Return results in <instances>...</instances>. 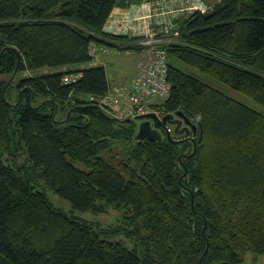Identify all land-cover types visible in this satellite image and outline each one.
<instances>
[{
	"label": "trees",
	"instance_id": "1",
	"mask_svg": "<svg viewBox=\"0 0 264 264\" xmlns=\"http://www.w3.org/2000/svg\"><path fill=\"white\" fill-rule=\"evenodd\" d=\"M122 1L0 0V264H240L244 253L264 256V114L177 63L264 106V0H218L166 24L178 32L159 44L171 88L154 107L196 128L184 139L164 123L177 143L167 132L135 140L138 120L114 118L101 102L110 89L89 48L141 50L103 31ZM43 68L65 71L21 78L10 104L13 78ZM45 189L81 212L124 208L147 232L141 248L105 239L111 232L55 207Z\"/></svg>",
	"mask_w": 264,
	"mask_h": 264
},
{
	"label": "rangeland",
	"instance_id": "2",
	"mask_svg": "<svg viewBox=\"0 0 264 264\" xmlns=\"http://www.w3.org/2000/svg\"><path fill=\"white\" fill-rule=\"evenodd\" d=\"M216 1L218 0H206L205 4H202V3L198 4V2H196V4L194 3L193 7L196 9L199 6L201 7V9L208 10L209 7L212 6ZM147 6H150V5H145L144 11L152 7L151 6L148 8ZM144 29L148 30L147 27ZM143 35H145L144 32H143ZM138 37H141V36H138ZM138 37H136L135 40L132 42L137 41L136 39ZM164 40L165 39L161 38L160 42ZM99 54H103V52L98 53V55ZM102 56H103V61H105V64L107 65L108 77L110 80L112 79L114 80L115 82L113 83L114 85L119 84L121 79L128 78L130 73H132L134 70L136 71L137 70L136 64H138V62H140L142 59L141 56H139L138 53L136 52L132 54H127V53L109 54L108 53V54H103ZM177 63L180 66V68L183 69L186 73L206 82L207 84L213 86L214 88L220 91L229 92L231 94V95L229 94L230 97H233L234 99L242 102L244 105L248 106L249 108L257 112L264 114V106L260 105L259 103L243 96L241 93L237 91L226 88L224 84L221 83L220 81H217L192 67H189L179 62ZM61 70H62L61 68H43V69H40L34 72L36 74H31L30 72H26L23 74L18 73L13 78L12 83L10 84V86L8 87L6 91V98L8 102L10 104H14L15 101L17 100L18 92L16 89V84L21 78L31 77V76L38 75V74H53V73L60 72ZM76 75L77 74H74L73 76L76 77ZM1 79H7V77H1ZM37 102H39V98H36V103L34 102L32 104L36 105ZM157 131L159 132V134L162 135V137L166 136V132L164 130H161L160 128H158ZM45 193L49 201L55 207L63 210L67 214L72 215L81 221L91 222V223L98 225V227H100L101 229L108 230V232H111V233L105 234L104 236L105 239L120 243L121 245H123L129 250H133L134 248H137V249L141 248L140 238H144L145 236H147V232H145V230L141 227L140 222H131V220L127 218V216L129 215H125V214L123 215V213L125 212L124 208L119 209V210L110 209L108 212L99 213V214L98 213L95 214L90 211L81 212V211L73 209V207L69 204V202L55 195L52 191L45 189ZM137 237H139V239ZM240 264H264V256L247 252V253L242 254Z\"/></svg>",
	"mask_w": 264,
	"mask_h": 264
},
{
	"label": "built area",
	"instance_id": "3",
	"mask_svg": "<svg viewBox=\"0 0 264 264\" xmlns=\"http://www.w3.org/2000/svg\"><path fill=\"white\" fill-rule=\"evenodd\" d=\"M193 9L195 8L193 7ZM197 9L201 12L205 11L199 6ZM169 32L172 33V36L168 37ZM144 34L142 33L141 37H138L137 41L133 42V45L147 50L150 55L147 59L138 62L137 75L131 86L128 89L113 88L102 101L103 105L108 108V113L114 118H136L149 112H154L160 118L162 115L157 110L152 109V103L155 100H165L170 94L171 86L167 81L168 65L166 54L159 47V44L172 42L178 37V32L171 30V27L165 25L159 33L150 31L148 28V30L145 29ZM161 38L165 40L160 42ZM99 50L103 53L108 52V49L103 47H99ZM75 79V76L70 75L65 76L63 81L66 84H70Z\"/></svg>",
	"mask_w": 264,
	"mask_h": 264
},
{
	"label": "crops",
	"instance_id": "4",
	"mask_svg": "<svg viewBox=\"0 0 264 264\" xmlns=\"http://www.w3.org/2000/svg\"><path fill=\"white\" fill-rule=\"evenodd\" d=\"M196 2H198V4H205L206 0H123L121 2V5L117 6L114 9L113 14L106 21L103 31L104 33L114 36H126L128 38V42H124V45L133 46L132 41L134 40L131 39H135L136 37L141 36L145 31L144 28L148 27L150 30L158 33L163 25L172 24L176 17L193 11V5L194 3L196 4ZM145 5H150L147 6L148 8L151 6L152 7L146 10V12L144 11ZM135 52L138 53V55L141 56L142 59L148 57L147 50H127L123 52L113 50L109 54H132ZM102 55L103 54L98 55L96 65L102 66L104 68L109 89H128L131 86L132 81L136 77L138 70H134L132 73H130L128 78H123L120 80L119 84L114 85V80H110L108 77L107 65L105 64V61H103ZM91 64L92 63L90 62V65ZM90 65L87 64L76 66L74 68L71 67L70 70H79L83 67H89ZM64 69L65 68H62V71Z\"/></svg>",
	"mask_w": 264,
	"mask_h": 264
},
{
	"label": "water",
	"instance_id": "5",
	"mask_svg": "<svg viewBox=\"0 0 264 264\" xmlns=\"http://www.w3.org/2000/svg\"><path fill=\"white\" fill-rule=\"evenodd\" d=\"M178 119L172 121L173 115H166L163 116L161 120L158 119V117L154 113H149L144 116H139L137 119H145L141 121L138 124L137 131L135 133L134 139L137 141H145V140H160L161 136L159 132L156 130L158 128H161L162 125L166 122H170L171 124H176V127L174 129L175 134H182L185 133L186 135L192 132L193 134L196 133V128L194 125L190 123V121L184 117L180 112H176L174 114ZM152 120V123H151ZM125 122L130 123V120H125ZM184 124L183 128L179 130V127L181 124ZM153 125V127H152ZM167 139L177 143L180 140H172L170 135H167ZM195 150V148H194Z\"/></svg>",
	"mask_w": 264,
	"mask_h": 264
},
{
	"label": "bare ground",
	"instance_id": "6",
	"mask_svg": "<svg viewBox=\"0 0 264 264\" xmlns=\"http://www.w3.org/2000/svg\"><path fill=\"white\" fill-rule=\"evenodd\" d=\"M100 52H102V51H100L99 48L96 47V46H91V47L89 48V56L91 57V63L97 61V55H98V53H100ZM133 122H134V121H133Z\"/></svg>",
	"mask_w": 264,
	"mask_h": 264
}]
</instances>
